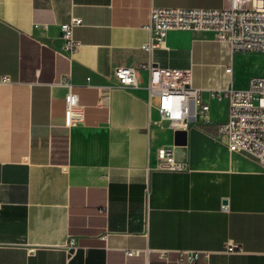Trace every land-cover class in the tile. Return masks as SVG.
Instances as JSON below:
<instances>
[{
    "label": "crops",
    "instance_id": "0c3cea01",
    "mask_svg": "<svg viewBox=\"0 0 264 264\" xmlns=\"http://www.w3.org/2000/svg\"><path fill=\"white\" fill-rule=\"evenodd\" d=\"M227 5L0 0V78H10L0 83V264H181L179 250L212 252L198 264H264V170L217 138L228 104L208 96L264 76V55L232 53L213 32H170L162 48L143 49L150 8ZM70 18L82 25L67 53L59 26ZM142 64L189 71L209 105L208 121L191 123L182 146L153 124ZM118 67L135 70L136 87L116 86ZM66 76L81 108L69 126ZM160 147L173 148L186 170L152 169ZM228 242L237 253H225Z\"/></svg>",
    "mask_w": 264,
    "mask_h": 264
},
{
    "label": "built area",
    "instance_id": "2783aa9c",
    "mask_svg": "<svg viewBox=\"0 0 264 264\" xmlns=\"http://www.w3.org/2000/svg\"><path fill=\"white\" fill-rule=\"evenodd\" d=\"M81 25L80 18H70L59 26L64 52L76 50L77 43L72 33ZM146 30L149 34L148 42L143 46L146 52L162 48L170 32H213L219 42L228 44L232 53L264 55V0H228V5L221 9L152 7ZM140 69L148 72V105L152 99L155 100L158 119L154 125H164L175 133L186 132L191 123L208 121L209 105L203 101L202 91L191 86L189 71L150 64H142ZM112 78L118 88L136 87L135 70L132 68H115ZM86 81L89 83L90 79ZM0 83L9 84L10 78L2 76ZM60 83L68 90L64 98V123L69 126L74 118L80 119L81 108L69 76ZM208 96L215 100L225 99L228 104L227 119L218 125L217 138L229 152L253 158L264 170V76L250 78L246 89L211 91ZM152 169L183 172L186 165L175 159L173 148L160 147ZM227 208V205L222 206L223 210ZM106 238L107 235L102 236L103 240ZM74 247L75 242L69 240L67 248L71 250ZM237 252L234 244H226V254ZM168 253V250H159V258L166 259ZM211 254L206 250L176 251L177 261L181 264H198L208 260ZM126 255L133 256L135 252L128 251Z\"/></svg>",
    "mask_w": 264,
    "mask_h": 264
},
{
    "label": "water",
    "instance_id": "95a60500",
    "mask_svg": "<svg viewBox=\"0 0 264 264\" xmlns=\"http://www.w3.org/2000/svg\"><path fill=\"white\" fill-rule=\"evenodd\" d=\"M184 136H185V132H175V139H176L175 145L182 146L184 143ZM174 157L177 161L183 162L176 158L175 152H174Z\"/></svg>",
    "mask_w": 264,
    "mask_h": 264
},
{
    "label": "rangeland",
    "instance_id": "374dc122",
    "mask_svg": "<svg viewBox=\"0 0 264 264\" xmlns=\"http://www.w3.org/2000/svg\"><path fill=\"white\" fill-rule=\"evenodd\" d=\"M235 54H238V53H235ZM239 62H240V60L236 57L235 58V62H234V66L232 67V69L234 70V68H236V70H237V68L239 67L238 65H239ZM230 68V67H229Z\"/></svg>",
    "mask_w": 264,
    "mask_h": 264
}]
</instances>
